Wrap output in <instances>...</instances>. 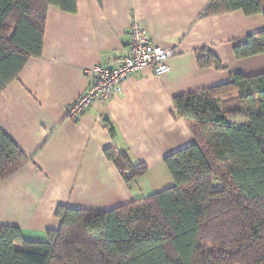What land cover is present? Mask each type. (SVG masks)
Wrapping results in <instances>:
<instances>
[{
  "label": "crops",
  "instance_id": "0c3cea01",
  "mask_svg": "<svg viewBox=\"0 0 264 264\" xmlns=\"http://www.w3.org/2000/svg\"><path fill=\"white\" fill-rule=\"evenodd\" d=\"M77 11L47 10L43 52L0 92V128L31 162L0 183V226L19 228L29 242H46L60 228L61 206L109 212L174 186L165 159L194 144L174 100L264 74V54L237 60L234 47L264 31L263 15L234 11L203 17L209 0H77ZM136 23L165 49L170 72L129 76L123 93L94 103L78 120L67 108L87 89L85 71L114 67L128 54ZM209 50L226 68L202 69ZM108 117L118 137L104 126ZM127 152L148 172L127 183L105 150Z\"/></svg>",
  "mask_w": 264,
  "mask_h": 264
},
{
  "label": "trees",
  "instance_id": "16d2710c",
  "mask_svg": "<svg viewBox=\"0 0 264 264\" xmlns=\"http://www.w3.org/2000/svg\"><path fill=\"white\" fill-rule=\"evenodd\" d=\"M77 0H0V92L40 58L47 10L77 11ZM101 3V0H98ZM263 15L264 0H209L203 17ZM237 60L264 54V31L234 47ZM200 68H226L209 50ZM235 94L236 98L223 101ZM194 144L165 159L174 186L109 212L57 209L58 230L29 242L0 226V264H264V74L174 100ZM103 123L113 139L118 132ZM124 180L147 174L127 152L105 150ZM0 128V183L28 163Z\"/></svg>",
  "mask_w": 264,
  "mask_h": 264
},
{
  "label": "built area",
  "instance_id": "2783aa9c",
  "mask_svg": "<svg viewBox=\"0 0 264 264\" xmlns=\"http://www.w3.org/2000/svg\"><path fill=\"white\" fill-rule=\"evenodd\" d=\"M128 54L122 56L112 68L102 65L85 71L89 80L86 91L67 108V118L78 120L96 102H106L123 93L124 81L146 69L157 77L171 70L169 61L177 51L153 44L151 38L136 24L129 28Z\"/></svg>",
  "mask_w": 264,
  "mask_h": 264
},
{
  "label": "rangeland",
  "instance_id": "374dc122",
  "mask_svg": "<svg viewBox=\"0 0 264 264\" xmlns=\"http://www.w3.org/2000/svg\"><path fill=\"white\" fill-rule=\"evenodd\" d=\"M236 98V95L235 94H231L230 96H226V97H223V101H228V100H231V99H234Z\"/></svg>",
  "mask_w": 264,
  "mask_h": 264
}]
</instances>
